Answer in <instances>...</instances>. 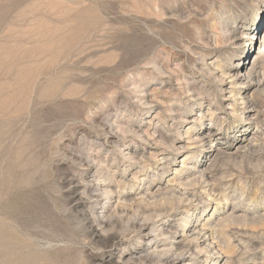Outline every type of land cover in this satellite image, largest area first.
Wrapping results in <instances>:
<instances>
[{
	"label": "rangeland",
	"instance_id": "374dc122",
	"mask_svg": "<svg viewBox=\"0 0 264 264\" xmlns=\"http://www.w3.org/2000/svg\"><path fill=\"white\" fill-rule=\"evenodd\" d=\"M0 225V264H264V0H0Z\"/></svg>",
	"mask_w": 264,
	"mask_h": 264
},
{
	"label": "bare ground",
	"instance_id": "6f19581e",
	"mask_svg": "<svg viewBox=\"0 0 264 264\" xmlns=\"http://www.w3.org/2000/svg\"><path fill=\"white\" fill-rule=\"evenodd\" d=\"M260 10V9H259ZM257 20L260 22L261 21V18L257 15ZM61 23V22H60ZM71 28V27H70ZM77 33V32H76ZM64 34V33H63ZM14 41V40H13ZM19 41V40H18ZM78 44H79V42H78ZM34 46V45H33ZM68 46V45H67ZM40 48V47H39ZM68 49V48H67ZM64 53V52H63ZM70 53V52H69ZM72 54V53H71ZM68 57L66 56V59H67ZM65 60V59H64ZM69 64V63H68ZM255 62L252 64V69H250L249 71H248V74H249V76H251V74H253L252 73V71H253V69L255 68ZM39 65V64H38ZM58 67V66H57ZM68 67V66H67ZM241 68V67H240ZM239 68V69H240ZM47 69V68H46ZM64 73V72H63ZM74 73V72H73ZM94 74V73H93ZM223 74V73H222ZM87 75V74H86ZM238 76H240L239 75V70L236 72V73H234L232 76H231V78L233 77V79L235 78H237ZM71 77V76H70ZM230 77V76H229ZM55 78V77H54ZM78 78V77H77ZM224 79V78H223ZM234 79V80H235ZM52 80V79H51ZM77 81V80H76ZM223 81L224 80H222V83H223ZM259 81V80H258ZM72 83V82H71ZM49 84V83H48ZM254 83H252V85H253ZM232 85H234V82L232 83ZM57 86V85H56ZM75 88V87H74ZM75 90V89H74ZM234 89L232 88L231 89V91H230V95L232 96V98H233V102H235V101H237V98H236V95H240L239 93H236V92H234L233 91ZM47 91V90H46ZM73 91V90H72ZM76 91H77V89H76ZM65 92V91H64ZM78 92V91H77ZM47 94V93H46ZM12 95V94H11ZM77 95V94H76ZM60 96V95H59ZM64 97V96H63ZM201 119V118H200ZM200 119H199V121H200ZM210 121H212V119L210 118ZM189 133V131H186V134H188ZM211 135L210 134H208V136L206 137L207 138V140H210L211 139ZM210 142V141H209ZM250 145V144H249ZM220 148V147H219ZM243 149V148H242ZM216 151H218V150H216ZM219 152V151H218ZM215 154V153H214ZM216 154H217V152H216ZM218 155V154H217ZM191 182V181H190ZM189 182V183H190ZM174 183V182H173ZM177 184H179V183H177ZM176 184V185H177ZM185 185V184H184ZM189 185V184H188ZM182 186V185H181ZM180 186V187H181ZM182 188V187H181ZM175 189V188H174ZM191 189V188H190ZM195 189V188H194ZM187 191V190H186ZM194 192V191H193ZM193 194V193H192ZM210 199H212V198H210ZM3 220V219H2ZM8 220V219H7ZM7 220H6V222H7ZM5 222V221H4ZM3 225V224H2ZM1 226V225H0ZM11 228V227H10ZM7 230V229H6ZM9 230V229H8ZM11 231V230H10ZM172 233H174V232H172ZM10 245V244H9ZM3 246V245H2ZM12 246H14V245H12ZM180 255V254H179ZM179 255H178V257L176 256V258L178 259V258H180L179 257ZM196 256V255H195ZM174 258H175V256H173ZM181 257H182V255H181ZM20 259V258H19ZM172 259V258H171ZM173 261H174V259H172ZM179 260V259H178ZM177 261V260H176ZM174 263H176L175 261H174Z\"/></svg>",
	"mask_w": 264,
	"mask_h": 264
}]
</instances>
